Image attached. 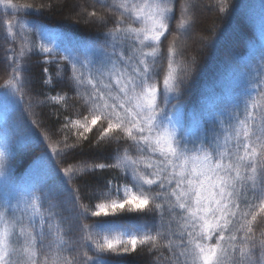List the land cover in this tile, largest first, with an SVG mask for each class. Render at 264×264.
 Listing matches in <instances>:
<instances>
[{"label": "snow or ice", "instance_id": "snow-or-ice-1", "mask_svg": "<svg viewBox=\"0 0 264 264\" xmlns=\"http://www.w3.org/2000/svg\"><path fill=\"white\" fill-rule=\"evenodd\" d=\"M58 7L0 0V264H264V13L188 109L229 0L73 4L83 39L33 22Z\"/></svg>", "mask_w": 264, "mask_h": 264}, {"label": "trees", "instance_id": "trees-1", "mask_svg": "<svg viewBox=\"0 0 264 264\" xmlns=\"http://www.w3.org/2000/svg\"><path fill=\"white\" fill-rule=\"evenodd\" d=\"M27 2L40 4L47 3V0H27ZM56 3L62 5V7H58L51 12L46 11L43 16L31 13L33 22L39 23L42 20L53 30L66 34L73 39H83L90 34L83 25H78L74 19H67V17L70 12L74 16L71 7L73 4L90 10L92 0H56ZM202 3L211 5L215 3V0H202ZM229 3L234 7L227 14H218L216 10L210 7L203 8L198 15L197 27L186 40L185 56L201 48V36L212 38L211 43L199 53L200 73L187 97L188 109L198 103L202 91L213 87L219 91L224 87L220 81L226 65L234 53H244L252 45L259 46L261 42L260 23L262 13H264L261 5L264 0H229ZM79 7L75 11H78ZM2 12L3 9L0 8V13ZM213 25H215L214 37L209 30ZM0 56H2V47H0ZM33 71L35 72L36 69L34 68ZM3 79L4 75L0 72V84L3 83ZM52 94H55V92ZM32 163V157L20 158L14 165L15 176L17 178L21 177ZM87 202L85 201V203ZM126 264H141V261L132 258Z\"/></svg>", "mask_w": 264, "mask_h": 264}]
</instances>
